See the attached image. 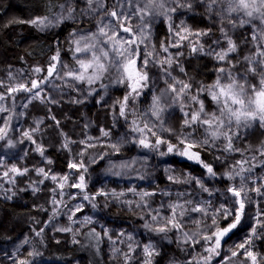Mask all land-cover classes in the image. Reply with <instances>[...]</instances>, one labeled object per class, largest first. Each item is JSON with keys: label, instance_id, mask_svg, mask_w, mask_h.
Returning a JSON list of instances; mask_svg holds the SVG:
<instances>
[{"label": "snow or ice", "instance_id": "snow-or-ice-1", "mask_svg": "<svg viewBox=\"0 0 264 264\" xmlns=\"http://www.w3.org/2000/svg\"><path fill=\"white\" fill-rule=\"evenodd\" d=\"M202 2H206L209 12L215 8L221 20L227 18L233 29L252 24L253 20L260 22L261 27L259 30H256L255 25H253L254 30L251 40L255 51L243 57L247 64L243 72L239 74L233 72V69L240 62L233 63L229 56L236 53L239 46L224 28H221L220 31L226 41V47H222L219 51L209 47V50L205 52L204 45L198 43V41L200 37L206 36L208 33L203 30L194 31L184 24L175 29L171 24L169 25L172 39L167 44L161 42L160 45L161 51L168 54L164 59L158 58L154 45L149 49L146 41L150 39V26L154 19L157 16H164L166 19L171 20L170 14L175 13L177 9L191 10L192 0H168L167 3L166 0H115L113 3H108L107 0H85L87 7L81 8L80 13L96 16V30L73 41L75 59L73 67L69 68L68 65L63 64V71L58 72L57 65L61 64V61L59 52H57L56 55L51 57V62L46 69V76L14 84H5L0 81V88L4 89L3 92H0V113H5L10 112L12 109L6 107L4 102L11 100L12 108H14L15 94L21 92L30 94L25 97L26 103L22 107H27V104L33 100L51 101V97L42 95L44 91L42 84L50 83L54 75L58 78L70 79L73 82L70 85L72 87H75L76 84L87 85V94L89 95L97 91L93 87L97 83H99L100 88L105 90L106 94L109 85L103 81L107 78L112 84L123 86L126 89L122 97L116 98L113 108H118V116L126 121L129 115L135 117L131 120V130L137 133L138 136L131 142L150 150H158L161 146H165L166 152H161V155L175 153L188 160H194L205 169V173L209 178L224 177L228 181H235L239 177V184H230L225 189L230 194L231 208L226 207L223 203L214 207L211 199H196L191 193L182 191L176 193V202L162 203L160 208L149 211L151 221L159 225L153 227L152 223H146L144 227L149 231L165 234L171 231L178 232L183 242H193V247H195V244H199L201 240L204 242L202 247H204V252L207 255L193 256L192 260L187 261L186 264H211L214 257L220 256L221 249L226 242L225 238L241 224L246 204L252 203L249 192L264 197V176L253 178L252 175L253 170L258 166L254 163L257 157L255 155L250 158L244 157L246 149H240L234 144V139L239 138L242 129L250 128L254 123H258L260 127L264 128V0H202ZM66 3L68 7L63 4L59 5L60 14L38 16L28 21V23L43 30L50 26H58L66 19H73L76 8L72 6V0H66ZM169 4L175 6H169ZM233 13L237 14L235 20L231 18ZM134 18L138 21L135 25L132 23ZM184 41L188 42L192 53L205 54L219 62L228 64L227 68L221 66L217 69V77L211 85H201L196 89L195 94H192L190 82L177 80L175 77H171V73L168 71L174 63L173 54L169 52V49L181 48ZM216 43H219V41ZM142 46L144 47L143 53L141 52ZM175 55L180 56L183 53L178 52ZM150 63L159 66L166 76L171 77L172 82L165 79L166 88L161 90L159 95L151 97V104L140 115L136 112L134 104L143 94L144 89L149 86L148 66ZM175 63L179 64V61L176 60ZM33 71L41 73L45 70L36 67ZM180 71L185 72V69L181 66ZM249 75L254 78L258 77V83H251L248 79ZM202 93H207L211 102L216 105L215 111L206 110L205 101L200 98ZM185 97L188 103H185ZM176 104L180 105L183 112V120L179 129L171 126L166 127L162 118L163 113ZM185 108L190 110L185 111ZM151 117H154L155 120H152ZM11 119L12 117L9 115L6 119L0 121L3 124L0 127V140L6 139ZM52 119L55 121L56 118L53 116ZM56 123L59 125V121H56ZM200 129L203 132V139H198L195 136L197 130ZM98 131L99 136H88L86 140L79 141L80 144L84 145L83 150L77 154L81 159L70 163V169L77 172L82 170V173L88 171L83 160L87 150L96 148L98 145L104 147L101 138L111 136L110 130L101 128ZM23 135L29 140L32 139L30 132L26 131ZM152 138H154V142ZM221 138L225 143L218 145L216 142ZM124 142V137H121L120 141L108 144L107 147L112 150L111 154H119ZM8 143H11V141H8ZM69 143H76V141L65 142L63 147L68 149ZM209 148H220L226 153L239 152L243 158L229 164L226 171L218 173L210 163H206L201 159V152ZM36 151L43 156L45 149L38 144ZM257 151L260 156L264 157V143ZM98 155L99 159H104L105 156L110 154L103 152ZM216 159L221 160L223 163L221 157H216ZM109 162L111 165L110 171L112 168L129 167L127 162L119 164ZM90 163H96V158L90 157ZM260 164L264 165V161H260ZM246 165L247 167H245ZM10 171L18 175H24L28 170L21 171L13 167ZM38 172L45 178H49V174L43 168L39 169ZM112 174L120 175V172L116 171ZM3 175L7 177L9 172L5 171ZM140 178L143 179V177ZM50 179L56 181L58 178L52 175ZM59 179L62 181L59 184L61 190L67 184L71 188L79 189L77 195H81L83 200L87 201L94 198L86 192L87 185L84 174H79L76 181L70 184L68 175H63ZM168 179L174 184L194 183L200 193H207L209 197H214L215 192L218 191L214 188L210 189L202 179L191 174L185 175L183 179L169 175ZM246 181H250L252 187H249ZM257 181H259L258 185ZM11 182L14 183V180ZM128 192L139 196V202L136 203L137 208H147L148 201L146 198L157 195L155 191L138 192L134 187H130ZM60 194L63 195V191ZM162 194L165 196L172 195L171 192L165 190H162ZM95 195L118 199L125 196L126 193L123 191L116 192L115 190L111 192L101 190ZM186 196L189 198L183 199ZM7 198L11 199L10 196ZM181 199H183L182 203L180 202ZM53 203L59 204L61 202L54 199ZM125 203L131 206L133 202L125 201ZM93 207H95V204H93ZM165 207L170 211L168 216L161 215V209ZM82 210L81 205H75L63 214L67 216L71 223H77L78 221L74 217L77 212ZM152 212L156 214H152ZM193 213L199 214V217H194ZM60 214L58 210L54 209L49 223ZM252 219L254 223L250 226V235L244 242L229 249L230 255L227 258H222L221 264H244V261H247L248 264H264V257H260L251 247L253 237L258 235V229L264 231V212H258ZM208 220L211 222L208 223ZM223 221H227V223H222ZM83 223L85 225L92 223L91 217H85ZM188 224H191L194 230H186ZM57 230L72 232L70 226L60 227ZM42 231L43 229L37 231L36 235L41 236ZM89 235L99 237L100 234L92 229ZM105 235H108L107 231ZM124 235V233L118 234L117 239L119 240V237ZM108 238L112 240L110 235H108ZM127 240L130 242L127 244V252H121L119 248H113V259L115 260L119 255L123 260V264H131L135 253V248L131 243L134 237L128 235ZM28 242L27 239L24 241V243ZM136 247L141 248L144 256L143 264H153V256L159 255L152 243L143 246L137 244ZM241 250L243 251L244 261H235L234 258L241 255ZM28 255L37 256L40 253L30 252ZM17 264H31V261L20 259Z\"/></svg>", "mask_w": 264, "mask_h": 264}, {"label": "trees", "instance_id": "trees-1", "mask_svg": "<svg viewBox=\"0 0 264 264\" xmlns=\"http://www.w3.org/2000/svg\"><path fill=\"white\" fill-rule=\"evenodd\" d=\"M107 2L109 3V0ZM64 3H66V0H0V81L9 84L12 77L17 75L18 71L30 74L31 70L37 66L46 68L50 64L51 57L56 55L57 52L62 53L63 60L69 64L71 63L72 54L68 49V38L77 30L90 28L91 25L89 23L82 21L66 24L55 35L41 33L28 23V21L38 16L56 15L60 8L59 5ZM170 24L173 29L181 24L187 25L194 31L203 30L208 32L211 29L210 21L203 14L197 15L188 11L175 13ZM170 24L160 20L156 23L153 31V44L159 53L160 59H164L168 55L161 51L160 45L161 42L167 44L171 40L169 32ZM222 47H226V43H221L212 48L219 51ZM208 50H205V52ZM169 52L173 54L174 58L173 65L168 69L171 77L190 82L192 94H195L196 89L201 85H211L213 83L212 75L217 72L219 67L226 65L225 62H219L211 56L192 53L188 42L183 43V46L179 49L170 48ZM178 52H182L183 55L176 56L175 54ZM229 59L237 62L238 56L234 54ZM176 60L179 61V64L175 63ZM181 66L185 69V72L180 71ZM171 77H168L169 82H172ZM14 83H18V81ZM3 91L4 89L0 88V92ZM200 98L205 101L207 108L211 109V102L208 100L207 93H202ZM89 111L90 107L87 102L76 104L68 102L52 103L47 100L44 102L33 100L25 108L20 135L22 136L21 138L27 139L23 133L26 131L30 132L32 136L31 140L35 141V143L30 145L27 154L23 158L9 160L6 168L1 172L0 245L13 243L22 236L29 242L15 255L1 252L0 250V264H17V261L20 259H28L31 261V264L35 262V264H72L77 260L81 261V258L85 259V264H109L101 235L99 237L96 236L97 239L95 235H89L90 231L95 229L92 227H97L90 204L84 206L81 212L76 213L74 219L78 222L75 224L72 232L56 231L49 238L43 236L42 233L41 236L36 235L37 231L45 229V213L52 210L54 199L60 201L62 207L71 208L82 198L81 195H77L78 190L76 188H71L66 184L61 190L59 184L62 181L59 178L53 181L50 177L60 172L62 175L69 176L70 184L76 181L79 174L85 175V173H82V170L81 172H77L70 169L69 164L81 159L77 154L83 150L84 145L80 144L79 141L86 140L88 137L85 116ZM53 116L56 118L55 121L52 119ZM182 120L183 114L177 110L171 118L172 127L179 129ZM56 121H59V125H57ZM92 124L96 130L103 128L111 131V136L104 141L116 142L120 138L111 107L92 112ZM195 136L201 138L203 136L202 131L197 130ZM68 141H76V143H69V148L66 149L63 145ZM262 143H264V132L257 127L239 141V147L246 149L244 153H249L259 149ZM38 144L50 155L51 161L45 160L36 151ZM162 151L166 152L165 146H163ZM214 154L205 150L201 152V158L206 163H210L218 172L216 162L213 159ZM216 157H221L228 164L241 159V155L237 154L226 155L219 153L216 154ZM157 158L160 159L159 156ZM175 163L172 172L174 176L183 179L185 177L184 166L190 164H181L178 160H175ZM7 167H15L21 171L27 169L28 171L24 175L8 171L9 175L5 177L3 173L7 170ZM41 168L49 174V178H45L38 172ZM197 171L205 174V171L199 166L197 167ZM252 175L253 178L264 176V174L260 175L259 173L258 175L257 173H253ZM13 180L14 183L11 182ZM202 180L210 189L214 188L218 190L215 192L214 197H209L207 193L204 194L205 200L211 199L214 207L223 203L226 207L230 208V204L224 197L226 193L219 190L218 185H221L220 178H203ZM258 184L259 181H257ZM248 185L252 187L250 181H248ZM32 187H38V189L33 191L31 190ZM130 187H134L138 192L155 191L157 195L146 198L148 206L152 209H158L164 203L159 184L119 181L116 179L106 180L99 187L100 190L107 192L115 190L116 192L123 191L126 193L125 196L118 199H113L110 196L107 197L113 208L122 212L120 214L122 219L132 220L129 214L137 209L136 203L139 202V196L128 192ZM186 189L187 186L185 185L179 192L186 191ZM61 191H63V195L60 194ZM172 191L174 194L176 189ZM13 193L15 194L13 195ZM251 195L256 204L257 211L264 212V197L257 196L254 192H251ZM9 196L11 199L7 198ZM168 198L172 201L175 196H169ZM125 201H132L133 203L129 206ZM161 213L164 216L170 215L169 212L165 215L166 212L163 209H161ZM85 217H91L92 223H89V226L84 231L77 232L76 229H80L85 225L83 223ZM222 223H227V221H223ZM107 230L112 240L119 243L121 252L128 251L127 244L130 243L127 240L128 235L134 237L131 243L133 248H136L138 243H136L135 236L130 231L126 229L117 230L111 226H108ZM120 233H124L125 235L120 236L118 240L117 236ZM257 237V239L263 241H258L257 245L252 243V250L258 253L260 257H264V231L260 230ZM244 241L245 239L243 238H236L226 246V249H232L236 244ZM203 243L201 242L202 245ZM156 251L159 255L163 254L160 248L156 247ZM30 252H38L40 255L29 256ZM241 254H243L242 250ZM159 255L153 256V264ZM203 255H207V253L204 252ZM170 260L171 262L178 263L177 257Z\"/></svg>", "mask_w": 264, "mask_h": 264}, {"label": "rangeland", "instance_id": "rangeland-1", "mask_svg": "<svg viewBox=\"0 0 264 264\" xmlns=\"http://www.w3.org/2000/svg\"><path fill=\"white\" fill-rule=\"evenodd\" d=\"M115 0H109V3H113ZM168 0H166V3ZM193 6L192 9H177V12L180 11H188L191 13L203 14L207 20L210 21L211 29L207 32L208 35L202 36L199 38L198 43L204 45V50H208L209 47H213L216 45H219L221 43H226V41L223 38L222 32L220 31L221 28H224L228 35L237 43L238 51L236 53L231 54L238 56V61L240 62L237 64V67L233 69V72L236 74H239L243 72L244 68L247 66L246 62L244 61L243 57L246 55H250L252 52L255 51L254 44L251 40L252 32H253V25H255L256 30H259L261 27L260 22L258 20H253L252 24H246L242 28L237 27L233 29L231 25L228 23V19L225 18L224 20H221L220 16L217 14V10L214 8L213 11L209 12L207 9L206 2H202V0H192ZM65 7H68L67 3H64ZM72 6L76 8V12L73 13V19L70 20H64L62 23H60L58 26H50L47 28H44L43 30L38 29L41 33L48 34V35H55L57 34L61 27H63L66 24H74L76 22H87L91 25L90 28H83L81 30H77L73 32L68 40H69V51L71 52V63H67L62 58V53L59 52L60 61L61 64L57 65V71L61 72L63 71L62 65L66 64L69 68L73 67L75 64L74 59V53L73 48L74 44L73 41L76 39H79L82 35H89L92 32L96 30V16H93L92 14L83 15L80 13L81 8H86L87 5L85 3V0H74L72 1ZM169 6H175L169 4ZM61 9L59 8L56 15L60 14ZM175 13L170 14L171 20L166 19L164 16H157L154 21L151 23L150 26V39L146 41V44L149 45V49L151 48L153 44V31L155 28V25L158 21L163 20L165 23L170 24L172 21V17ZM235 13L231 15V18L233 20L236 19ZM242 15V13H241ZM147 22V21H146ZM133 25L137 24L138 21L134 18L132 20ZM170 32V31H169ZM170 36L172 39V33L170 32ZM219 41V43H216ZM83 43V42H82ZM184 43H187V41H184ZM175 49V48H174ZM144 47H141V52L143 53ZM157 52V51H156ZM158 53V52H157ZM229 56V57H230ZM158 58L159 53H158ZM162 58V57H161ZM51 62V60H50ZM226 63V62H225ZM236 63V62H233ZM49 66V65H48ZM47 66V67H48ZM45 71L41 73H35L33 70H31V73H27L24 71H18L17 75L13 76L9 84H14V82L18 81H26L28 79H40L43 76H46V69L47 67L43 68L41 66H37ZM225 68L228 67V64L224 66ZM35 69V68H34ZM149 71V86L148 88L144 89L143 94L138 98V100L135 101L134 107L138 114L142 115L145 110L148 108V106L151 104V97L153 95H159L161 90L166 88L165 79H168V76L164 74V72L159 68V66L149 64L148 66ZM217 72H215L213 77V82L215 81L217 77ZM249 81L251 83H258V77L254 78L251 75L248 77ZM67 81V82H66ZM105 84H108L109 87L107 89V93L105 94V90L99 87V83L96 85H93L94 88L97 89V91L94 94H87V85L83 84H76L75 87L70 86L73 82L68 78H58L56 75H54L51 79V82L48 84H42V88L44 91L42 92V95L51 97L52 103L54 102H68V103H89L90 111L86 113L85 116V125L88 129V136L97 137L100 135L99 131L96 130L93 127L92 124V112L106 108L111 107L113 109L114 113V120L115 125L117 128V131L120 134V138L116 141H104L106 138H101V143L104 144V147H100L99 145L96 148H89L87 150V153L83 157V160L88 168V171L85 173L86 177V192L90 195L89 200L85 201L82 198L79 199L78 203L76 205H81L82 209L84 206L90 204L93 209V217L95 218V224L97 227L95 228L96 232L101 235L102 240L104 241V247L105 251L107 252V259L109 264H123L122 258L117 255V258L113 259V248H119V243L114 240H109L108 235L109 231L107 230L108 226L114 227L117 230H128L130 231L136 239V243L143 246L148 243H152L155 248H160L161 254L157 256L156 262L154 264H186L187 261L192 260L193 256H200L204 253V247H202L201 242L199 244H195V247L192 246L193 242L184 243L183 240L180 238V233L171 231L167 234L165 233H157L153 231H149L144 227L146 223H152L153 227H158L159 225L155 222H152L149 216V211L152 210L150 206L147 208H137L133 213L129 214L130 218L132 220L122 219L120 217V214L122 213L120 210L113 208V205L111 202L107 199L105 196L95 195L100 190L99 187L109 179H116L119 181H134V182H143V183H155L159 184L160 191L162 194V190L169 191L172 193L171 196H175V198L171 201L169 200V196H165L162 194L164 199V204H167L169 202H176V193L179 192L185 185L187 186L186 191L191 193L193 197L196 199H202L205 200V197L203 196L206 193H200L197 186L193 184H174L169 181L168 176L172 175L174 176V173L172 172L173 166L176 164L175 160H178L183 163H188L190 165L184 166L185 175L191 174L192 176L198 177L200 179L203 178H209L206 173L201 174L197 171V167H201L204 171L205 169L198 164L194 160H188L185 157L176 155L175 153L172 154H166L161 155L160 153L163 152V146H161L158 150H150L140 147L138 144L133 143L131 141H134L138 134L133 132L131 130V120L134 119L132 115L128 116V120L126 121L124 118L118 116V108H113V104L116 100V98L122 97L126 89L123 86L112 84L110 80L107 78L103 81ZM223 82V81H222ZM30 94L26 93H18L15 94V107L12 108V101H6L5 106L12 109L10 112L0 113V121H3L6 119L9 115H11L12 119L9 121L10 128L8 129V134L6 139L0 140V176H2L1 172L4 168H6V164L9 160L23 158L28 150L31 144H33V140L23 139L20 135L21 132V123L23 122V113L26 107H22L24 103H26L25 97ZM103 97V99H101ZM208 100L211 102L210 97H208ZM79 101V102H77ZM130 103H132L130 101ZM185 103H188L187 98L185 97ZM29 104V103H28ZM27 104V105H28ZM194 107V105H193ZM206 110L208 111H215L216 105L211 102V109H208L205 105ZM179 110L182 114L183 112L180 109V105L176 104L170 108H168L165 113H163V120L165 126H171L172 127V121L171 118L173 114ZM185 111H189V108H185ZM22 113V115H21ZM152 120H155L154 117H151ZM139 123V121H138ZM3 124L0 123V127H2ZM260 128L264 132V128L260 127L258 123H254L250 128L242 129L241 134L239 138L234 139V144L236 147H239V141L250 134V132L255 128ZM202 131V129H200ZM166 135V134H165ZM203 135V132H202ZM121 137H124L125 142L121 146V151L119 154H111L112 150L107 147L108 144L111 143H117L120 141ZM198 138V137H197ZM198 139H203V136ZM154 142V138H152ZM8 141H11V143H8ZM218 145H222L225 143V141L221 138L216 142ZM241 149V148H240ZM209 153L214 154V161L216 162L218 172H223L227 170V166L229 165L226 163L224 159L223 163L221 160L216 159V154L223 153L226 155H241L239 152H233V153H226L220 148H209L206 149ZM108 152L110 155L105 156L104 159H99L100 153ZM255 155L257 157L256 163L258 166L253 170V173H258L260 175L264 174V165L260 164V161H264V157L259 155V152L252 151L249 153H244V157H252ZM159 156L160 159L157 157ZM44 159L47 161H51V157L47 152H44L43 155ZM90 157L96 158V163H90ZM243 157L241 156V159ZM202 159V158H201ZM203 160V159H202ZM111 163H123L127 162L129 163V167L127 168H112L111 171L109 170ZM134 161V163H133ZM186 167V168H185ZM247 167V165L245 166ZM13 167H7L6 171L11 172L10 170ZM259 170L257 171V169ZM119 171L120 175H113V172ZM13 173V172H11ZM16 174V173H15ZM57 176V178L62 175L60 172H57L54 174ZM63 176V175H62ZM140 177H143L141 179ZM221 181V185H218L219 190L226 193L224 195L225 199L230 204V208L232 207L230 194L225 191L226 187H228L230 184H239V177L235 181H228L224 177H219ZM7 179V178H6ZM248 183V181H246ZM249 186V185H248ZM1 188V187H0ZM38 187H32L31 190L36 191ZM173 189H176V192L173 194ZM78 192L80 191L77 189ZM249 196L251 197L252 203L246 204L245 208V214L244 217L241 220V224L238 225V227L233 230L232 233L229 234L228 237L225 238V243L221 249L220 256L214 257L211 261V264H221L222 258H227L230 255V252L228 249H226V246L233 241L236 238H243L246 239L250 235V226L253 225L254 221L252 217H254L258 211L256 209V204L253 201L251 192H249ZM82 197V196H81ZM77 198V196H76ZM189 197H184L183 199H188ZM183 199H181V203L183 202ZM82 200V202H81ZM93 204H95V207H93ZM187 207V205H186ZM71 208H64L61 206V204H54L51 211H47L45 213V229L42 232V235L49 238L52 236V234L60 227H68L70 226L73 230L75 227V224L77 223H71L67 216L63 213H67L69 209ZM58 210L61 214L58 215L54 220H52L51 223L49 221L52 218L53 210ZM163 210L166 212L165 215L169 211L166 207L163 208ZM152 214H156L155 212H152ZM162 216L163 213H161ZM194 217H199V214L193 213ZM230 219V218H229ZM211 221L208 220V223ZM89 225L86 224L82 226V228L76 229L77 232L84 231ZM186 230L191 231L194 230L193 226L191 224L186 225ZM107 231L108 235H105V232ZM260 229H258L259 234ZM63 232V231H60ZM99 235V236H100ZM26 237V236H25ZM96 237V236H95ZM258 237H253L252 243L257 245V242L261 239H257ZM97 239V237H96ZM25 238L22 236L18 240H16L13 243L6 244V245H0L1 252H8L13 255L17 254V252L24 247L27 243H24ZM263 241V240H261ZM174 257L178 258V263H174V261L171 262L170 259H173ZM82 260H77L73 262L72 264H85L86 261L84 258H81ZM143 253L141 252V248L136 247L135 253L133 254V259L131 261V264H143ZM235 261H244V256L241 254L240 256L234 258ZM36 263V262H35ZM34 263V264H35ZM244 264H248L247 261H244Z\"/></svg>", "mask_w": 264, "mask_h": 264}]
</instances>
